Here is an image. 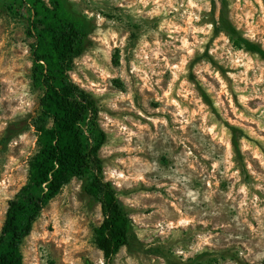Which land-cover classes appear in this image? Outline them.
I'll list each match as a JSON object with an SVG mask.
<instances>
[{"label":"rangeland","instance_id":"374dc122","mask_svg":"<svg viewBox=\"0 0 264 264\" xmlns=\"http://www.w3.org/2000/svg\"><path fill=\"white\" fill-rule=\"evenodd\" d=\"M45 2L49 4V0ZM64 2L71 10L93 24L90 45L86 53L75 61L70 73L75 72L85 85L91 81L93 84L107 86V91L102 96L83 87L97 99L100 113L105 112L108 116L121 120L125 116H131L139 124L147 126L144 131L143 152L114 151L106 156L102 150L111 143L119 130L112 125L105 130L99 113L98 124L107 134V140L101 149L104 177L112 182L119 192V197L134 222L135 232L130 245L121 249L112 264H127L129 258L134 264H161L162 261L163 264H229V261L233 264H264V260L254 261L252 256H248V249L245 247L247 244L253 249V256L264 250V228L261 227L264 223V211L257 215L258 210H264V60L247 51L240 41V38H243L264 50V21L261 20L260 12L261 2L264 0H251L248 4L245 0H219V6L217 0H210L211 11L200 12L201 19L192 23L194 27L211 23L212 32L207 38V43L201 45L204 51L201 53L198 48L193 49L190 56L181 48L180 38H186L191 45L205 36L204 33L193 36L187 31L188 25L183 20H173V17H179L180 13L172 11L153 17L144 15L137 18L125 8L111 3V0ZM123 2L127 4L131 0ZM153 7L150 4L143 11L147 13ZM183 11L181 8L180 12ZM87 12L104 16L106 22L99 25L103 31L106 32L110 27L107 21L114 20V30L121 37L127 35L123 68L131 81V104L143 113V116L131 110L128 101L118 104L122 111H114L104 103L113 98L114 92L128 91L125 82L116 75L122 67L121 49L112 47L110 62L103 59V52L96 51L104 48L97 35L96 16L89 17ZM31 18L32 12L25 0L0 1V124L4 125L0 130V179L10 177L15 181L8 189L9 194L15 193L12 199L28 183L30 162L39 151L35 120L39 114V101L43 92L34 88L32 81L31 47L35 39L28 34ZM165 20L178 24L184 31L173 32L170 36L167 28H161ZM224 23L225 28L232 26L237 36L232 37L224 29ZM250 26L255 32L254 39L247 35ZM221 33L228 38L227 44L220 39ZM145 36L147 43L153 48L156 41H160L169 63L164 65L161 61L156 71L162 70V77L153 75L152 89H144L141 92L140 85L143 81L132 72V62L136 60L141 38ZM25 47L28 50L26 55L23 51ZM241 52L247 59L238 63L241 57L236 53ZM184 59H187V63L182 65L183 71H179L174 79L172 66L179 65ZM152 63L155 64L156 61L153 59ZM96 65L107 68L111 75L105 79L97 71ZM158 78L161 80L160 85L155 84ZM6 80L13 81L12 86L17 88L23 84L27 85L28 97L25 99H31L30 108L13 115L12 110L19 105V100L5 98L10 96V85L4 82ZM221 81L226 87H222ZM170 83L172 92L169 97L157 99V96L163 97ZM241 97L245 99L242 100ZM169 99L176 100L181 108H188L189 112L182 117L174 116L176 107L167 103ZM156 109L166 111L158 112ZM189 114L190 122L182 126L180 121L189 117ZM160 118L168 121L167 128L153 123L154 119ZM124 123L133 131H138L130 121L124 120ZM152 134L157 136L154 142L150 140ZM234 134L237 136L238 148L233 143ZM21 135H27V142H18L12 146V141H19ZM137 142L136 137H133V148ZM149 143L153 144L151 152L147 147ZM126 144V141L118 140L114 147H124ZM186 151L192 152V156L188 157L192 167H189L188 163L177 162ZM130 155L159 166L157 171L145 173V179L152 181L151 183L141 181L134 183L130 188L118 187L115 180L107 178V170L113 167L127 175L128 169L117 161L127 160ZM214 164L218 165L215 170ZM178 168L183 169V175L192 177L188 187L200 192V203H193L191 210L187 198L183 195L184 184L177 183V189L169 191L174 180L168 177L178 175ZM233 173L237 174L239 179ZM242 185L247 188V202L243 214L240 201L244 199L245 194L239 191ZM209 191H212L213 195L210 201H205L204 195ZM253 197L259 198L255 208L252 206ZM73 198L80 205L79 225L83 229L76 234L75 243L64 244L60 238L37 240L33 242L37 251H32L30 234L22 246L24 264H35L34 257H38L40 261L46 260V264H70L71 261L99 264L101 260L105 263L104 254L95 243V231L103 221L101 207L89 203L78 178L70 179L61 193L49 203L35 223L33 231L37 234H42L45 230L54 233L51 222L46 229L44 226V222L51 221L53 216L61 217L63 226L69 219L66 213L74 207ZM12 199L0 205V221L3 226ZM182 213L194 217L197 223L194 226L189 225L187 229L174 230L179 232L176 239H173L172 234L168 237L152 235L156 232L158 223H177ZM133 217L138 218L139 222ZM139 232H144V240L138 238ZM207 233L213 235L214 246H205L203 252L189 257L187 261L173 255L175 247L182 246L188 250L189 246L196 242L197 235ZM149 239L151 243L148 242ZM81 245L83 247H80ZM74 248L79 250L74 251ZM25 251L29 253L27 259ZM45 251L46 257L40 255ZM241 252L244 256L240 255Z\"/></svg>","mask_w":264,"mask_h":264},{"label":"trees","instance_id":"16d2710c","mask_svg":"<svg viewBox=\"0 0 264 264\" xmlns=\"http://www.w3.org/2000/svg\"><path fill=\"white\" fill-rule=\"evenodd\" d=\"M25 1L32 12L28 34L35 39L31 47L32 81L34 88L43 92L35 120L39 151L30 162L28 183L9 202L0 235V264H24L26 238L72 178L82 182L89 203L101 207L103 221L95 231V243L104 254L103 264H112L134 238V222L119 192L104 177L101 149L107 134L98 124V101L70 77L75 61L90 45L93 24L64 0H49V4L45 0ZM224 29L237 36L232 26L225 28L224 23ZM240 41L247 51L264 60L259 45L243 38ZM233 143L238 148L235 134Z\"/></svg>","mask_w":264,"mask_h":264},{"label":"clouds","instance_id":"9594fccd","mask_svg":"<svg viewBox=\"0 0 264 264\" xmlns=\"http://www.w3.org/2000/svg\"><path fill=\"white\" fill-rule=\"evenodd\" d=\"M251 0H245V3H250ZM258 2H261V0H258ZM111 3L119 5L121 8H125L126 11H129L132 16L134 17H140L147 15L148 17H153L156 15H159L161 13L167 14L168 12L175 11L177 13H180L179 17H173V20L179 19L183 20L187 25L188 29L187 31L192 33L193 36L197 33H204L205 38L196 40L194 44L189 45L188 40L186 38H180L181 40V48L183 50H186L188 52V55H191V52L193 49H199V51L202 53L204 51L203 47L201 45L207 43V38L211 34L213 25L211 23L205 24L203 27H194L193 21H199L201 19L200 12L202 11H211V4L210 0H131L130 3L125 4L123 0H111ZM153 5L151 11L145 13L143 10L147 9L149 5ZM217 5L219 6V0H217ZM142 6V7H141ZM183 8L184 11L181 13L180 9ZM195 10V11H193ZM261 20L264 21V2H261ZM86 15L89 17L95 15L96 16V22L98 25L97 28V35L100 39V42L104 45L103 49H97L96 51L103 52V59L105 61L110 62V52L112 47H119L121 49L120 52V63L122 65L120 71L116 74L119 75V77L125 82L126 86L128 87L127 93L123 92H114L113 98L111 100H106L104 103L108 104V106L113 109L114 111H122V109L119 108L118 104L120 102L128 101L131 110L137 111L139 115L143 116V113L139 112L138 109H135V106L131 104L132 101V90H131V81L127 74V72L124 70L123 66L125 64L124 60V48L127 43V35H124L121 37L119 33L114 30V27L116 26V21H107L109 23L110 27L105 32L102 29L99 28V25H103L106 21L104 16L99 15V13L94 12H87ZM161 28H167L168 34L171 36L173 32H180L184 31V29H181L178 24L173 23L172 21L165 20L164 23L161 25ZM247 35L251 38H255V32L252 30L251 26L249 28V32ZM179 38V37H174ZM220 39L225 42V44L228 43V38L224 36L223 33H221ZM24 54H27V48L25 47L23 49ZM215 51V50H213ZM236 55H239L241 57V60L238 61V63H243V60L247 59L246 55L244 53H236ZM136 60L132 62V72L140 77V79L143 81V84L140 85L141 92H143L144 89L151 90L153 87V81L152 76L155 75L157 77H162L163 71H156V68H158L161 65V61L164 65H168V59L165 58V54L162 51V45L159 40L156 41L155 48H153L151 45L147 43V38L142 37L139 45V49L136 53ZM163 58V60H162ZM155 60L156 63L153 64L152 60ZM94 63V62H93ZM187 63V59L181 60L179 65H173V78H177V73L179 71H183L182 65ZM97 71H99L100 75L107 79L111 74L107 70V68H100L98 65H96ZM71 78L74 83L80 84L82 87H85L86 89L92 90L96 93L98 96L104 95V93L107 91V86L99 85V84H93L91 81L88 82L87 85H85L77 76L75 72L70 73ZM115 78V77H113ZM203 79V77H201ZM5 83H8L10 85L8 91L10 93V96L5 97L6 99H16L19 100V105L14 108L13 115H15L17 112H22L25 108L31 107V99H25V97H28V92L26 91L27 85L23 84L20 85L18 88L13 87V81H4ZM161 80L158 78L155 81L156 85H160ZM222 87H226L223 85V81H221ZM172 92V84L170 83L168 85V90L163 93V97L157 96V99L163 100L165 97H169L170 93ZM181 95H184L181 93ZM187 98V97H185ZM241 99H245L244 97H241ZM170 105H175L176 111L174 112V116L176 117H182L185 115V113H188V108H181V105L177 103L174 99H169L167 101ZM158 112L166 111V109H156ZM100 116L102 117V127L107 130L110 125L115 126L119 131H117L111 140V143L108 146H105L103 148L104 155L108 156L111 155L114 151L117 152H143L144 151V131L146 129V125H141L138 122H136L131 116H125L123 120L121 119H115L107 115L105 112H101ZM190 116L186 117L185 119L181 120L180 123L182 126H186L190 122ZM124 120L130 121L137 129L138 131H133L132 128L128 127ZM153 123L157 125H163L165 128H167L168 121L165 119H154ZM4 125L0 124V130H2ZM216 125H213V128H215ZM170 134V133H169ZM133 137H136L137 144L133 148L132 147V139ZM157 136L156 134H152L150 136V140L154 142L156 140ZM118 140L126 141L127 144L124 147H114L116 145ZM18 142H27V135H21L19 137V141L13 140L12 146H15ZM148 150L151 152L153 148V144L149 143L147 145ZM229 157L231 156V153L229 152ZM192 156L191 151H186L184 156L178 159V164L188 163L189 167H192V163L188 161V157ZM118 164H123L125 168L128 169V174L126 175L124 171L118 170L117 168H109L107 170V178L113 179L117 183V186H127L132 187L134 183H139L143 181L146 184L151 183L152 181L145 179V173L157 171L158 165L156 163L149 164L146 161L140 159L138 156H129L127 160L125 159H119L117 161ZM264 163V161H262ZM231 166V165H229ZM56 167H59L56 165ZM218 167L217 164L213 165V169L215 170ZM178 175H173L168 177L169 179H173L174 183L171 185L169 191L177 189V183L184 184V197L187 198L189 210H191V205L193 203H200L199 197L200 192L193 191L188 187V182L192 179L190 175H183V169L178 168L176 170ZM227 175V173H225ZM234 176H236L237 179H239L238 175L233 173ZM51 178V177H50ZM15 181L12 180L10 177H5V179H0V205L4 204L5 201L12 199L14 192L12 194L8 193V189L11 187L12 184H14ZM45 191H47V188L45 187ZM240 193H244V199L240 201V209L241 213L243 214L246 208V202H247V188L245 186H241L239 189ZM147 195V194H144ZM213 195L212 191L207 192L204 195L205 201H210L211 197ZM230 195V194H229ZM258 197H253L252 206L256 207V201L258 200ZM128 203H134L136 201H127ZM73 209H70L66 215L69 217V219L66 221V223L62 226L61 224V217L59 216H53L51 221H45L44 226L45 229L47 228V225L49 222L52 223L53 228L55 229L54 233H48L46 230L42 234H37L35 231L31 233V240L30 244L32 245V251H37V248L35 247L34 243L37 240H50L53 238H60L64 244H74L75 243V236L77 233L83 231L79 225V221L81 220V216L79 214V202L76 201L73 198ZM264 210H258L257 215L260 214ZM133 219H136L137 222H139V219L136 217H133ZM201 223H206L204 221H200ZM197 221L194 217H188L186 214H181V218L178 220L177 223L168 222L166 224L158 223L156 225V232H154L152 235L159 234L164 237H168L170 234L173 235V239H176L179 237V232H174L176 229H187L189 225H195ZM3 223L0 221V228H2ZM261 227L264 228V223L261 224ZM253 232H255V229H253ZM138 238L140 240H144L145 234L144 232H139ZM231 239V237H229ZM213 241V235L211 233L207 234H199L196 237V242L191 244L188 248V250H185L182 246H177L173 249V255L176 257H182L183 261H187L189 257L194 256L197 253H201L204 251L205 246H214L212 244ZM59 242V240H58ZM151 243V239L148 241ZM80 247H83L81 245ZM245 247L248 249V256H252L254 261H262L264 260V250H261L254 254L253 256V249L248 247L246 244ZM257 247H261V245H257ZM75 250H79L78 248H74ZM23 251V249H22ZM25 258L27 259L29 253L27 251L24 252ZM40 255H44L46 257V251L44 253H40ZM241 256H244V253H240ZM247 258V257H246ZM33 260L35 261V264H46L45 261H40L38 257H34ZM70 264H80L79 261H71ZM99 264H103V260L99 262ZM127 264H134L131 258L127 260ZM163 264V261L161 262ZM229 264H233L232 261H229Z\"/></svg>","mask_w":264,"mask_h":264}]
</instances>
